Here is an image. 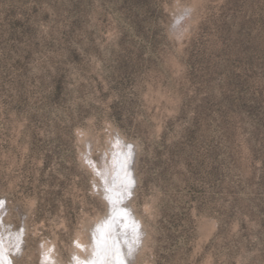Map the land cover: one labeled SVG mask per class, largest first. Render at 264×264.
Here are the masks:
<instances>
[{
    "label": "rangeland",
    "instance_id": "374dc122",
    "mask_svg": "<svg viewBox=\"0 0 264 264\" xmlns=\"http://www.w3.org/2000/svg\"><path fill=\"white\" fill-rule=\"evenodd\" d=\"M121 137L129 264H264V0H0L13 264H72Z\"/></svg>",
    "mask_w": 264,
    "mask_h": 264
},
{
    "label": "bare ground",
    "instance_id": "6f19581e",
    "mask_svg": "<svg viewBox=\"0 0 264 264\" xmlns=\"http://www.w3.org/2000/svg\"><path fill=\"white\" fill-rule=\"evenodd\" d=\"M180 17L182 14L178 16V19ZM113 144L114 147L110 148L112 150H110L112 153L109 158L111 161L107 160L111 163L106 162L108 166L105 171L100 169L98 172L101 173L106 212L92 223L89 240L86 244L80 242L81 245H79L83 248L76 249L72 264H129L131 262L129 254L139 246L141 236L138 237V233L142 232L143 228L140 230L141 222L137 216H134V209L130 207V199L134 195L133 182H135L133 144L123 141L122 137ZM0 210V221L4 223V210L3 208ZM6 236L0 224V264H13L12 254L20 246V239L18 238L17 242L15 234L9 238ZM123 242L126 243L124 246Z\"/></svg>",
    "mask_w": 264,
    "mask_h": 264
}]
</instances>
